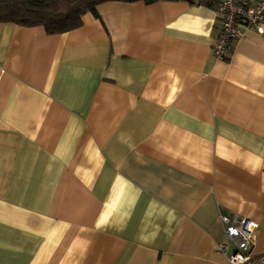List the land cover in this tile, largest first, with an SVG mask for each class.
<instances>
[{
  "label": "crops",
  "instance_id": "1",
  "mask_svg": "<svg viewBox=\"0 0 264 264\" xmlns=\"http://www.w3.org/2000/svg\"><path fill=\"white\" fill-rule=\"evenodd\" d=\"M97 11L0 22V264H229L222 214L264 251V33L220 60L213 7Z\"/></svg>",
  "mask_w": 264,
  "mask_h": 264
},
{
  "label": "built area",
  "instance_id": "2",
  "mask_svg": "<svg viewBox=\"0 0 264 264\" xmlns=\"http://www.w3.org/2000/svg\"><path fill=\"white\" fill-rule=\"evenodd\" d=\"M192 4L213 7L218 12L220 33L213 46L217 59L226 58L246 29L264 33V0H193ZM221 221L225 241L218 244V250L229 253V264H264V251H255L259 223L228 214H222Z\"/></svg>",
  "mask_w": 264,
  "mask_h": 264
},
{
  "label": "trees",
  "instance_id": "3",
  "mask_svg": "<svg viewBox=\"0 0 264 264\" xmlns=\"http://www.w3.org/2000/svg\"><path fill=\"white\" fill-rule=\"evenodd\" d=\"M109 1L153 4L159 1L193 0H0V22L43 26L48 34L65 33L83 25V15L98 16V5Z\"/></svg>",
  "mask_w": 264,
  "mask_h": 264
}]
</instances>
